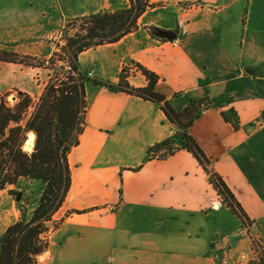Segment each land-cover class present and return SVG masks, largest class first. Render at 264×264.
Returning a JSON list of instances; mask_svg holds the SVG:
<instances>
[{"label": "crops", "instance_id": "0c3cea01", "mask_svg": "<svg viewBox=\"0 0 264 264\" xmlns=\"http://www.w3.org/2000/svg\"><path fill=\"white\" fill-rule=\"evenodd\" d=\"M149 3L135 30L78 55L79 71L93 70L83 127L67 156L70 184L52 219L58 225L49 223L36 264H251L253 233L264 250V128L251 125L264 111V0ZM128 4L0 0V50L47 59L69 19ZM153 28L178 34L160 40ZM133 63L159 76L158 89L177 110L190 99L210 101L189 133L245 225L190 151L148 157L175 125L156 102L110 88ZM33 69L0 60V101L12 91L32 96ZM126 80L146 83L140 70H129ZM27 136L31 144L34 134ZM16 202L0 191V233L18 217Z\"/></svg>", "mask_w": 264, "mask_h": 264}, {"label": "trees", "instance_id": "16d2710c", "mask_svg": "<svg viewBox=\"0 0 264 264\" xmlns=\"http://www.w3.org/2000/svg\"><path fill=\"white\" fill-rule=\"evenodd\" d=\"M152 6L149 0H129L126 7L115 11L102 10L69 19L61 30L63 43H57L67 65L65 76L56 77L45 87L33 112L26 119L30 97L25 93L19 92L23 97L14 107L4 100L0 102V189L15 185L21 177L42 182L39 193L34 192L37 199L31 208L21 201L20 192L9 190L17 200L19 214L0 233V264H36L38 255L48 247L46 233L49 223L52 222L53 227L58 225L52 219L70 184L67 156L78 141L86 110L85 82L88 78L79 71V53L103 43L115 42L135 30L139 16ZM153 30L160 40L175 38L178 34V29ZM57 54V50L53 51L50 59ZM28 58L16 52L0 50L2 61L25 63ZM133 65L144 75L145 85H130L126 80L128 68L123 67L118 83L110 88L156 102L175 125L172 135L149 148L148 157L163 158L180 148L190 151L209 173L210 182L226 206L245 225L247 219L244 212L221 177L209 167V159L189 133V127L200 115L202 107L209 106L210 101L207 98L190 99L182 109L177 110L158 89L159 76L139 63ZM29 131L35 135L30 153L22 150ZM254 244L259 253L251 264H264V251L259 249L257 241Z\"/></svg>", "mask_w": 264, "mask_h": 264}, {"label": "rangeland", "instance_id": "374dc122", "mask_svg": "<svg viewBox=\"0 0 264 264\" xmlns=\"http://www.w3.org/2000/svg\"><path fill=\"white\" fill-rule=\"evenodd\" d=\"M60 35H61V32H60V34L57 35V37L55 39L56 46H57V43H63V41L60 39ZM4 51H6V50H4ZM57 52H58V54L53 56L52 59H50V57L46 59V58L34 57L31 55H25V56H29V58L23 64L31 66L34 68L32 70V79L35 81L37 88H36V90L33 91L32 96H30L29 94H27L25 92H22V93H25L26 95H28L30 97V103H29V106L26 110L24 119L29 117L31 115V113L33 112L35 105L38 102L42 92L45 89V87L48 84H50L52 82V80H55L56 77L63 78L65 76V71H67V65L64 63V61L62 59V56L59 53V49H57ZM131 70H132V67H131ZM127 71H129V70H127ZM135 71H137V70H135ZM87 78L90 79L91 77H87ZM19 92H21V91H12L6 99L4 98L1 101L4 100L6 102V104L10 105L11 107H14V105L23 97V95L19 94ZM38 92H40V95H37ZM29 132H32V131H29ZM29 132H27V133H29ZM27 133H26V139L23 142V144L28 139ZM34 139H35V135H34ZM31 144H32L31 146L34 145V140L32 141ZM22 150L26 151L28 153H30L32 151L30 149H22ZM41 187H42L41 181L30 180L29 178L21 177L18 179V181L15 185H7L5 188L0 189V191L6 190L7 194L12 199L13 198L15 199V196L11 195L9 193L10 189L15 190L16 192H20L18 195L21 196V201H24L26 204L29 205L28 207L31 208V206L35 203V200L37 199V196L34 194V192L39 193ZM33 194L35 196H33ZM46 235H47V233H46ZM250 237H251L252 247L254 249V251H253V254L255 257L254 259H256L257 255L259 253V250H255V248L257 246L255 247L254 242L257 241L259 249L263 250L261 245H260L261 237H260V235H258L256 233L251 234ZM37 260H39V259H37Z\"/></svg>", "mask_w": 264, "mask_h": 264}, {"label": "built area", "instance_id": "2783aa9c", "mask_svg": "<svg viewBox=\"0 0 264 264\" xmlns=\"http://www.w3.org/2000/svg\"><path fill=\"white\" fill-rule=\"evenodd\" d=\"M131 67H132V70H139L137 69V67L135 65H130V66H127L128 70H131ZM93 75V70L90 69L87 71L86 73V77H92ZM251 125L255 128V129H262L264 128V111L261 112L259 115H257L252 121H251ZM208 173V172H207ZM208 176H209V173H208ZM254 251V249H253ZM224 264H227V261H224Z\"/></svg>", "mask_w": 264, "mask_h": 264}, {"label": "water", "instance_id": "95a60500", "mask_svg": "<svg viewBox=\"0 0 264 264\" xmlns=\"http://www.w3.org/2000/svg\"><path fill=\"white\" fill-rule=\"evenodd\" d=\"M104 2L106 3L107 2V0H104ZM28 142L26 141L23 145H22V149H30V150H32L33 149V146H30V148H28Z\"/></svg>", "mask_w": 264, "mask_h": 264}, {"label": "bare ground", "instance_id": "6f19581e", "mask_svg": "<svg viewBox=\"0 0 264 264\" xmlns=\"http://www.w3.org/2000/svg\"><path fill=\"white\" fill-rule=\"evenodd\" d=\"M32 133V132H31ZM29 134V133H28ZM31 135V134H30ZM32 136V135H31ZM33 138V137H32ZM28 145V148H30L31 144H27Z\"/></svg>", "mask_w": 264, "mask_h": 264}]
</instances>
